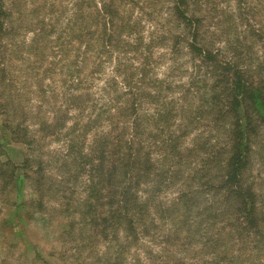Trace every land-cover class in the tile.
Segmentation results:
<instances>
[{
	"label": "trees",
	"instance_id": "obj_1",
	"mask_svg": "<svg viewBox=\"0 0 264 264\" xmlns=\"http://www.w3.org/2000/svg\"><path fill=\"white\" fill-rule=\"evenodd\" d=\"M160 1L169 4L166 9L171 17L186 28V46L191 60L197 61L194 77L202 74L195 93L205 104L193 106L187 113L190 102L186 97L180 98L183 104L179 114L177 100L164 99L171 82L151 75L154 41L144 43L139 23L128 11L137 8L153 13ZM206 1H72L63 28L65 35L56 39L63 38L62 52L67 59L66 105L63 111L54 110L51 119H40L34 130L60 140L65 149L45 162L37 155L24 160L27 169L39 172L34 179L39 190L46 186L42 180L44 166L47 171H57L59 179L50 175L46 189L51 196L62 192L60 207L71 220L66 234L79 224L83 235L84 229H91L87 237L80 238L91 241L90 246L114 241L117 247L139 248L145 239L155 237L156 220H166L176 225L167 234L172 244L187 249L192 243L199 244L211 255L204 264H264L263 197L247 177L252 144L264 130V75L260 67L253 73L239 65L234 54L223 56L218 49L212 51L201 44L204 15L201 7L194 6ZM237 2L236 17L242 18L246 15L240 7L244 1ZM10 5L0 0V116L13 119L12 139L34 146L37 134L25 124L26 112L18 97L3 99L2 94V85L11 83L7 53H12L21 27L12 25ZM46 26L43 21L30 45L38 48L45 40ZM177 43L176 36L171 50ZM113 55L110 76L97 93L90 92L93 86L89 82L100 75L102 65ZM208 78L212 81L207 86ZM77 89L80 92L76 95L73 90ZM72 109L77 110L75 115L70 114ZM177 115L181 121L176 123ZM200 122L214 132V138L224 133L223 146L211 143L214 138L186 145V136ZM77 192L82 195L79 199L73 197ZM179 233L184 234L186 243L178 242ZM74 242L76 247L81 244L78 239ZM110 247L108 244L101 252L100 260L103 264H120V251L113 262L107 256ZM167 254L160 251L154 258L143 255V264H170ZM135 256V264H141L140 256ZM200 259L190 264H200ZM174 264L187 263L178 260Z\"/></svg>",
	"mask_w": 264,
	"mask_h": 264
},
{
	"label": "rangeland",
	"instance_id": "obj_2",
	"mask_svg": "<svg viewBox=\"0 0 264 264\" xmlns=\"http://www.w3.org/2000/svg\"><path fill=\"white\" fill-rule=\"evenodd\" d=\"M4 1L6 5L12 3L10 5L13 9L12 25L21 27L18 28L19 34L14 39L16 44L11 46L12 53H7L6 66L10 70L8 78L11 80V83L9 81L7 83L11 85L7 87L6 82L2 85L3 99L8 96L11 98L12 95L18 97V103L26 112L25 124L29 130L37 134L35 138L38 141L34 142V146H28L12 139L11 120L13 119L8 115L0 116V264H103L100 260L102 259L101 252L106 250L105 247L108 244L111 247L107 256L111 257L113 262L117 256L116 252L120 251V264H135L137 259L135 255L140 256L141 264H143L145 263L143 255H150L154 258V255L160 254V251H168L170 264L178 260L190 264L191 260L198 258H201L200 264L209 262L211 255L199 244L192 243L188 249L178 243L172 244L173 240L167 234L176 225L174 227L166 220H156L155 228L152 229L156 233L155 237L145 239L139 248L117 247L114 246V241L99 242L98 240L101 239H97L99 244L97 242L96 245L90 246L91 241L88 242L87 239L82 241L80 238L87 237L91 229L88 230L89 227L84 229L86 233L83 235L78 229L79 224L78 227L74 226L70 234H66L71 220L67 213H62L60 207L58 199L62 192L51 196L46 189L50 175L59 179L57 171L54 168H49L47 171L44 166L42 180L46 186L39 190L37 183L36 188L34 186L37 172L34 173L32 168L27 169L24 160L37 155L45 162L50 156L60 154L65 149L60 140L40 132L36 133L34 130L37 129L40 119H51L54 110L63 111L66 105V92L69 87L67 59L63 57L62 52L63 38L58 41L56 39L58 36L65 35L63 28L70 17V8L74 0ZM243 1L240 7L244 8L246 15L243 14L242 18L236 17L239 7L237 0H207L203 5L200 2L196 3L194 7H201L204 15V43L201 42V44L212 51L218 49L223 56L230 57L234 54V59L239 65L253 73H256L257 68L260 67L264 75V0ZM168 5L166 1H160L153 13L148 12V9L139 10L137 8L132 11L128 9V11L139 23L138 31L144 43L151 42V40L155 42L151 43L153 71L150 73L153 77L168 79L171 82V89L166 90L164 99L170 101L173 97L177 100L179 110H176V113L179 114L180 105L183 104L180 98L186 97L191 104L185 108L187 113L193 106L205 104L203 98L197 97L195 93L196 82L202 79L198 76L202 74L194 77L196 73L194 65L197 61L193 62L190 58L186 46V40L189 39L186 28L178 25L171 17L166 9ZM43 21L47 23V35L39 47L35 48L34 45H30L31 38L34 32L42 26ZM176 36L179 43L175 44L173 51L171 49H173L172 45ZM113 58L114 55L110 61H105L100 75H95L92 82H89L90 86H93L90 92L97 93V88L102 85L105 78L110 76L114 63ZM88 65L91 67L92 63ZM211 81L212 79L209 78L206 80L207 86ZM73 92L77 95L80 90H73ZM184 92L186 94L182 95ZM145 107H148V103ZM70 111V114L75 115L77 110ZM34 116H39L37 117L39 119ZM15 119L22 118L16 117ZM175 121L180 122L181 118L177 115ZM204 124L200 122L198 126H193L190 134L185 138L186 145L191 142L195 143L197 140L203 143L205 139L214 138V132L208 131V126ZM218 127L214 126V128ZM214 140L211 143L223 146L224 133ZM252 149L247 177L252 182L255 191L263 197L264 204V130L260 131L258 138L252 144ZM14 166L17 168L13 169ZM4 168L8 169L3 171ZM63 186H65L64 183ZM71 189L74 191L75 187ZM77 193L73 197L81 198L80 192ZM69 194L67 192V195ZM171 194L166 196L167 199H170ZM41 196L43 203H40ZM79 219L80 217L75 221ZM159 234L163 237L160 238ZM178 235V242L186 243L183 242L184 234L179 233ZM77 239L81 242V244L78 243L80 245L77 246L78 248L74 242ZM119 239L122 240V232H119ZM156 260L159 261V259Z\"/></svg>",
	"mask_w": 264,
	"mask_h": 264
}]
</instances>
